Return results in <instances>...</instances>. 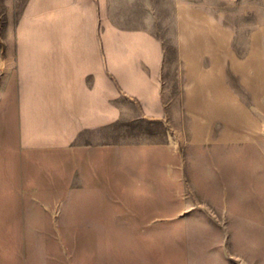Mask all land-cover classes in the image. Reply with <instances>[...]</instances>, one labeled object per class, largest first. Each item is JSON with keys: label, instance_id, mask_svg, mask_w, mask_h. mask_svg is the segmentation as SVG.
<instances>
[{"label": "crops", "instance_id": "0c3cea01", "mask_svg": "<svg viewBox=\"0 0 264 264\" xmlns=\"http://www.w3.org/2000/svg\"><path fill=\"white\" fill-rule=\"evenodd\" d=\"M110 38L119 129L184 145L254 136L264 153V0H0L5 117L22 150L47 137L83 154L74 167L106 166Z\"/></svg>", "mask_w": 264, "mask_h": 264}, {"label": "rangeland", "instance_id": "374dc122", "mask_svg": "<svg viewBox=\"0 0 264 264\" xmlns=\"http://www.w3.org/2000/svg\"><path fill=\"white\" fill-rule=\"evenodd\" d=\"M107 42L101 172L47 137L22 150L0 76V264H264L259 137L184 145L158 127L119 129V40Z\"/></svg>", "mask_w": 264, "mask_h": 264}]
</instances>
